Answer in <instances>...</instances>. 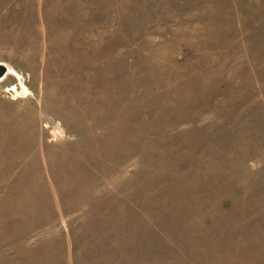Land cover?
<instances>
[{
	"label": "rangeland",
	"instance_id": "1",
	"mask_svg": "<svg viewBox=\"0 0 264 264\" xmlns=\"http://www.w3.org/2000/svg\"><path fill=\"white\" fill-rule=\"evenodd\" d=\"M0 264H264V0H0Z\"/></svg>",
	"mask_w": 264,
	"mask_h": 264
},
{
	"label": "water",
	"instance_id": "2",
	"mask_svg": "<svg viewBox=\"0 0 264 264\" xmlns=\"http://www.w3.org/2000/svg\"><path fill=\"white\" fill-rule=\"evenodd\" d=\"M3 72V70H2V68H0V73H2Z\"/></svg>",
	"mask_w": 264,
	"mask_h": 264
}]
</instances>
